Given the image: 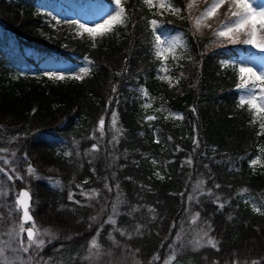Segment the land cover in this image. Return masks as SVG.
Returning <instances> with one entry per match:
<instances>
[{"label": "trees", "instance_id": "trees-1", "mask_svg": "<svg viewBox=\"0 0 264 264\" xmlns=\"http://www.w3.org/2000/svg\"><path fill=\"white\" fill-rule=\"evenodd\" d=\"M38 1L0 0V149H7L23 178L13 183L0 173V181L15 190L28 188L36 224L54 233L44 237L42 250L22 253L24 259L150 264L159 256L154 264H161L175 251L178 264H264V214L253 210V203L264 205V167L249 163L264 146V135H257L247 107L238 106L237 59L250 52L247 46L211 47L213 37L198 34L189 18H182L187 17L183 0H173L183 10L180 15L163 16L153 15L142 0H127V26H117L93 47L87 35L53 29ZM151 19L162 25L158 32L178 34L185 45L177 60L167 62L170 75L179 80L173 86L158 78L162 65L154 55ZM49 58L78 61L90 72L83 80L52 79L43 72ZM113 113L118 135L111 128ZM150 115L157 118L147 120ZM29 165L35 174L27 172ZM198 182L201 189L194 192ZM244 188L249 194H240ZM93 189L98 197L82 195ZM191 195L198 202H189ZM14 198V189L0 198L1 232L19 219ZM117 200L113 226L105 221ZM196 225L219 250L207 243L194 246ZM98 230L102 250L86 260Z\"/></svg>", "mask_w": 264, "mask_h": 264}, {"label": "snow or ice", "instance_id": "snow-or-ice-1", "mask_svg": "<svg viewBox=\"0 0 264 264\" xmlns=\"http://www.w3.org/2000/svg\"><path fill=\"white\" fill-rule=\"evenodd\" d=\"M206 4V7L200 12L198 16L194 18V26L197 30L200 29L201 25L204 21L215 17L219 14V10L221 8L225 9L224 16L225 20H222L218 29L215 32V35L218 37H223L226 40L232 43H243L246 45H251L253 48L258 49L260 52H264V2L262 0H211V3H208V0H203ZM116 5V9L107 16V18L103 19L102 22L95 23L94 25L81 24L78 21H69L76 26L78 29L77 35L83 36L87 34L89 40L92 41L93 47H95L96 40L98 38H102L108 34H111L115 31L117 26L126 27L127 22L129 20V13L127 11L126 6L122 2V0H114ZM142 3L151 11L152 9H156V12L153 15H161L168 12L174 15H180L183 11L181 7L174 4L173 0H142ZM198 3V0H189V3L185 6L188 16L182 18H192L191 11ZM256 5V6H254ZM149 24L153 31L154 37V55L161 62L162 67L160 68V72L163 75H160L158 78L160 80L168 81L170 86H173V77L169 75V70L165 66L169 61V58L173 61L178 59L177 49L185 47L182 42L181 37H176L172 40H165L161 38V34L157 31L158 27L162 26L159 24L157 19H151ZM210 27V25H207ZM91 63V61H90ZM82 74L75 76V79L83 80L86 75L89 74L90 69L84 68L81 70ZM239 76V84L237 87L241 90V95L239 97L238 106L241 108L247 107V110L251 113V124H258V132L257 135H264V71H257L253 67L248 66H238L236 68ZM52 79L63 80L65 77L63 75H57L56 73H47ZM175 83H179V80L176 79ZM115 91V89H113ZM145 96L148 95L146 90H142ZM145 107H151V104H146ZM157 111H162V109H157ZM193 111L195 109L193 108ZM171 116H175L176 119H183V117L179 114L169 113ZM156 116H147V120H154ZM167 118V117H166ZM117 118L116 114L113 113L111 119V128L118 135L120 134V129L116 127ZM105 121L101 118L98 122V131L101 137L104 135ZM2 131V128H0ZM117 135L113 136V140L117 139ZM171 139V137H169ZM159 143V139L156 140ZM93 151H98L97 145L92 146ZM7 149H0V173H2L8 181H12L14 183V175L15 179H23L16 173V169L12 167L14 160L9 159L7 155H3L6 153ZM67 155H71V153H67ZM11 156L14 158L15 153H11ZM264 146L258 148V154L255 158H253L249 163L250 167L255 168L257 165H261L264 167ZM153 164L157 163V161L153 160ZM188 163H191L189 160ZM27 172L29 174H35V169L29 165ZM159 175V173H157ZM163 179V177H160ZM58 186L60 184L59 181L55 182ZM3 182H0V198L5 197L8 193L3 188ZM79 187V186H78ZM108 187V185H105ZM118 187V185H117ZM217 188L220 185H216ZM201 189V184L198 182L195 185L194 192L199 191ZM111 191V188H109ZM241 195L249 194V189L244 188L241 190ZM82 195L86 199H94L99 196V192L95 189L91 190V192H82ZM183 195V194H182ZM201 195H212L209 192L201 191ZM69 199H72V195L70 194ZM219 199V198H217ZM189 202L196 201L197 197L195 195H191L188 197ZM30 202L31 195L29 191L22 190L16 194L15 200V211L17 214L22 213L20 216V221L18 224H14V226L8 230L7 236L8 239L5 240L0 237V264H33L31 257L27 260L24 259L23 256L17 255L15 257L9 256V253H23L28 254L30 249L33 251L42 250L46 246V242L44 237H52L54 233L51 229H43L41 230L32 215H30ZM79 203V201H76ZM121 202L117 200L112 206V215H110L105 223L111 224L113 226L116 225L117 221L115 216L118 214V207ZM219 207L223 208L224 205L221 203ZM261 207H257L255 203H253V210L264 214L261 212ZM152 211V209H150ZM95 219V217H93ZM199 219V213H195L192 217L191 222L193 224ZM26 225H28L26 227ZM114 231H118L121 235H125L124 230L115 228ZM137 233H139V228L136 229ZM207 239V246H211L212 248H217L216 242L208 236V233L205 231L203 233ZM25 236L27 243L25 244ZM99 230L97 232V236L89 241L88 246V256L85 257L86 260H91L93 255H98L102 246L99 243ZM131 239V235L128 237ZM109 239L115 241V238L109 235ZM180 239V236H177V240ZM196 246L201 245L200 240L193 241ZM15 245V247H14ZM217 250H219L217 248ZM138 251V250H137ZM159 260V256H154L150 264H154L155 261ZM137 264L139 262L137 261ZM164 264H178L177 254L175 251L173 254L168 257ZM234 264H238V262H234ZM252 264H260V261H253Z\"/></svg>", "mask_w": 264, "mask_h": 264}, {"label": "rangeland", "instance_id": "rangeland-1", "mask_svg": "<svg viewBox=\"0 0 264 264\" xmlns=\"http://www.w3.org/2000/svg\"><path fill=\"white\" fill-rule=\"evenodd\" d=\"M127 0H122L124 3ZM185 3V6L189 3V0H183ZM264 2V0H262ZM208 3H211V0H208ZM256 6V5H254ZM37 7L39 12L45 14L48 19H50L52 22L51 27L57 31L62 30L64 27L66 28V31H71L77 34L78 29L75 25L68 23L69 21H78L81 24H88V25H94L95 23L102 22L103 19L107 18L109 14H111L115 9L116 5L113 0V4H108L104 0H39L37 3ZM206 7V4L203 2V0H198V3L195 5V7L191 11V21L193 28L195 32L201 35H211L213 37V44L210 45L211 47L214 46H223L226 44H237L232 43L228 40H226L223 37H218L215 35L216 30L218 29L220 23L222 20H225L226 17L224 16L225 9L221 8L219 10V14L215 17H212L201 25L200 29L197 30L194 26V18L200 14V12ZM154 12H156V9H152ZM185 12L188 16V12L185 8ZM164 14H171V13H164ZM47 19V18H46ZM47 19V20H48ZM207 25H210L208 27ZM159 34H161V38L165 40H172L176 37H178V34H170L165 31H160ZM87 35V34H84ZM180 37V36H179ZM243 45V43H240ZM246 45V44H244ZM247 48L250 50L249 53L241 54V56L237 59L239 62V65L253 67L257 71H264V52H260L258 49L253 48L251 45H246ZM30 50L27 49L25 52V55H29ZM181 54L180 48L177 49V55L178 57ZM171 58V57H170ZM19 65L21 66V70H26L25 60L23 57H20L18 60ZM167 68V64L165 65ZM85 66L81 64L78 61L75 60H69V61H58L53 58L46 59L43 62V72L45 74L47 73H56L58 76L63 75L65 79H75L74 77L77 75L82 74V69H84ZM170 75V73H168ZM160 75H163L161 73ZM163 84H168V81L161 80ZM175 83V78L173 79V85ZM170 86V85H169ZM240 95L241 90L238 88ZM240 97V96H239ZM179 114L180 113H175ZM8 153H3V155H7ZM8 156V155H7ZM9 158V156H8ZM10 159V158H9ZM13 166V165H12ZM258 166V165H257ZM256 167V166H255ZM19 174V172H16ZM14 179H15V174ZM1 182V181H0ZM4 190L8 193L3 198H8L12 194V189L15 191V198L16 194L19 190H15V188H12V186H3ZM1 198V199H3ZM14 198V199H15ZM32 213V211H31ZM22 213L19 214V219L15 224H18L20 221V216ZM38 226V225H37ZM197 228H194L193 231L196 230V236L192 237V241L198 240L201 241V243H207L208 237H205L203 233L205 230H201L202 228H198L200 226L196 225ZM27 227V226H26ZM39 227V226H38ZM40 228V227H39ZM11 229V228H10ZM43 230L42 228H40ZM192 227L188 229L189 232H191ZM192 231V232H193ZM8 230H4L1 232L0 230V237L7 240L8 236L6 235ZM209 236V235H208ZM211 237V236H209ZM27 243L26 236H25V244ZM190 243V242H189ZM191 244V243H190ZM196 246V245H194ZM15 247V245H14ZM197 247V246H196ZM17 255H21L22 253H9V256L15 257ZM171 256V255H170ZM166 260V259H165ZM164 260V261H165ZM164 261L161 264H164Z\"/></svg>", "mask_w": 264, "mask_h": 264}, {"label": "water", "instance_id": "water-1", "mask_svg": "<svg viewBox=\"0 0 264 264\" xmlns=\"http://www.w3.org/2000/svg\"><path fill=\"white\" fill-rule=\"evenodd\" d=\"M27 190V191H29V193H30V195H31V202H30V209H31V206H32V201H33V196H32V193H31V191L29 190V189H27L26 187H22L20 190H19V192L20 191H22V190ZM18 192V193H19ZM30 215H32V213H31V210H30ZM32 217H33V215H32ZM34 218V217H33Z\"/></svg>", "mask_w": 264, "mask_h": 264}]
</instances>
